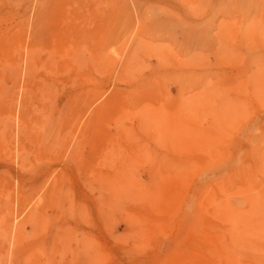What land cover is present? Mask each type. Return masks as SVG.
Instances as JSON below:
<instances>
[{"label":"rangeland","instance_id":"1","mask_svg":"<svg viewBox=\"0 0 264 264\" xmlns=\"http://www.w3.org/2000/svg\"><path fill=\"white\" fill-rule=\"evenodd\" d=\"M196 1L199 3L203 2L202 8L201 4L199 6V3ZM41 2V0H0V35L2 34V37L0 36V120L2 119L1 117L8 119V116H10L9 123H12L11 125L8 123V126L5 125L7 127V130H3L5 133L0 131V138L4 139L3 141L0 140V207L3 206L7 208V212L9 213L8 216H10L9 231H11L10 234L8 230L6 231L9 234L6 236L7 240L0 236V257L2 256V258H0V264H5L6 261L8 264H15V262L16 264H25L27 262V259L25 258H28V250L32 248L39 251L45 244H50V246L52 244V258L55 261L62 258L65 264H203L205 258L206 260L210 258L209 260L212 261H205V263L208 262L207 264H212L213 262L215 264H223V260H225L223 258H227L228 255L231 256L232 254L231 258H227L229 260L234 258V260H237V262L235 261L236 263L231 260L233 261L232 264H264V0H45L46 5H48V10H43V14L39 11V8L42 9ZM180 2H183V4ZM151 6L160 10L152 7L154 9V13H152L153 10L150 8ZM53 7L57 10L55 11L52 9ZM37 10L42 15H38L39 13L36 15ZM155 10L159 12H156ZM52 11L54 12V15H52ZM192 11H194V13ZM191 12L194 15L191 14ZM49 13H51V15H49ZM163 13H165V15H163ZM195 13L198 14L195 15ZM153 14L156 17H151ZM37 16H41L45 22H47V27L50 24H52L50 25L51 27L53 25H56L55 27H57V23L62 22V24L65 25L64 21L67 18V21L70 20V22L74 24H69V22L65 21L66 26H71V29L74 28L73 26H75V28H80L79 33L82 35V42L86 41V39H89L88 41H90V39L97 34L96 32L99 34L100 31L99 35L103 37L105 36V41L99 40L100 42H103L101 45H97L96 43H99L98 38H100L97 34V37H95L97 40H95L96 43L93 41L94 39L91 40L93 43L90 42V44L92 43V48L94 45L96 46L94 49L97 50L90 49V47L89 50L87 47L89 42H85L88 44L87 46L85 43L84 45L82 44L84 47L86 46L85 50L87 51L84 50V59H82V63L80 62L81 65L83 64L82 66L78 65V67L73 68V70L68 69L69 71L65 72L57 69L49 70L46 68L39 67L38 69L35 67L32 70V75L34 73L35 76H31L34 78L28 80L27 72L24 69V56L30 46L29 44L32 43V34L34 33L33 31H35V26H37L36 24L39 19ZM60 20L62 22H60ZM182 21L183 23H181ZM62 24L59 25L63 26ZM90 27L93 30L94 28H97V31H92ZM183 27H187V29ZM249 27L250 29H248ZM82 28L83 30H81ZM85 29L87 32L89 31L87 29H90V33L93 32L92 35L90 34L91 38H89L90 36L88 37L89 33L86 35V31L84 32ZM250 30L252 31L251 33L253 36L249 33ZM83 32L85 34H83ZM102 32L106 34L102 35ZM247 32L249 35L246 34ZM254 33L261 35V37ZM84 35L87 36V38H83ZM3 37L4 41L2 39ZM129 38L131 40H129ZM140 40L143 42V45ZM146 44L148 46L150 45V47L147 48ZM109 48L111 49L109 50ZM128 48L130 49L127 50ZM91 50L99 52L100 55L102 54V57H100L98 53L96 54V52L94 56V52H91ZM191 51H193L192 54H190ZM90 52L92 54H90ZM137 52L138 55H136ZM129 53H131V55H129ZM90 55L95 58L98 55L100 57L98 63L95 61L92 62L93 60L91 59L92 57L90 58ZM119 55L120 58H118ZM130 56L131 58H129ZM159 56L160 58H158ZM190 57L192 59H190ZM127 58L130 59V62L132 60V63L137 64L138 66L128 63L129 66L131 64L130 68L127 65V62H129ZM59 59L61 58L59 57ZM134 61L137 62L135 63ZM10 62L17 64L15 67L16 70L12 71ZM126 65L130 68V71ZM142 65H144V68ZM79 66L82 69L79 68ZM132 67H135V70H133ZM24 72L26 73V76L24 75ZM191 73L194 77L198 76V78H192L194 80L200 78L208 80L210 82V85H208L209 88L208 86L206 88L204 86V88L199 90V86L203 87L201 82L203 80H198V82H201V85L200 83L198 84L199 86L193 84L192 86H195V89L188 84L185 86V83H182L183 87L180 85V89L185 86L184 89L187 87V90H189L191 86V90H194V92L190 95L189 92H185L186 90L183 89L181 91H183V93L185 92V95L182 94L181 91L179 93L180 89L178 90V85L181 82L179 84L178 82H184V77H187V75L192 76ZM201 75L203 77H200ZM135 79H138L136 80L137 84L133 83L135 82ZM189 79H191V77L188 78V80ZM70 80H73L74 83ZM140 80L143 81L139 82ZM145 80L151 81V84H146L147 82ZM206 80L203 82L206 83ZM192 81L190 82L191 84L198 83L197 80ZM49 82L51 85L47 84ZM138 84L139 86L137 87L136 85ZM142 84H144L145 87ZM90 85H94L98 93V95L92 97V101L83 99L80 96V92L83 91L84 88L88 89ZM141 85L144 89L141 88ZM135 88L138 90L139 95H136L138 93H136L137 90L135 91ZM145 88L147 89V92L144 91ZM80 89L82 90L80 91ZM118 89L119 92H117ZM121 89H123V91L128 90V93L126 94L125 91L124 95V92H121L123 94L121 95ZM141 89L143 92L139 91ZM113 91H116L114 94L115 96L119 93V97L118 95L117 98L114 97ZM202 94H204V97L200 96ZM110 95L111 97L113 96L114 99L108 97ZM120 95L122 97L124 96V98ZM106 98L107 100L111 98L109 100L112 101H106ZM119 98L125 100H119ZM171 98L174 100H171ZM188 99L192 103H189ZM216 99H218V101ZM102 101H104V103ZM115 101L116 103L119 101V104L117 105L118 107L115 106ZM122 102L124 105L126 103L125 110H123L124 107L121 108L122 106H119L120 103L123 105ZM197 102L200 104H197ZM214 102L220 103H215V105L213 104ZM112 103H115V105H112ZM184 103H187L185 104L186 106L191 104L189 105V109H195V113L192 109V112L188 109L190 113L185 111L188 106L186 107ZM223 103H226V106ZM81 104L85 105V107H81ZM142 104L153 106L152 108L144 106L143 111H145V109H150L153 111L150 112L154 114L159 112L155 109L162 108L161 110L163 113H160L159 116L158 114L154 115L153 117L158 119H153L152 113L148 115L149 110H146L148 113L145 112L147 116H144L145 113L141 110L143 107ZM157 104L160 105L156 106ZM221 104L228 108L227 111L225 110V107V109H223ZM103 105L107 108V110H104L106 111V114L100 112L101 108L98 109L100 106L103 109H106ZM108 105H111V108H113L114 111L110 112L113 109L110 110V106ZM136 105L139 109L138 107H135ZM161 105H163V107H161ZM173 105L176 106L177 110L178 108L180 110L177 111ZM95 106H97L96 111L100 112V114L102 113L101 116H103L104 113V116L102 117L104 119H102L100 115L96 116L99 114L98 112L93 113L94 115L96 114V117L101 119V122H99L100 119L97 121L99 123L94 121L96 119L95 116H90V114H92L91 111ZM155 106L156 108H154ZM183 106H185V108ZM181 107L184 108V111ZM23 108H26V111L28 112L30 111L28 116L31 120L33 134L28 136H23L20 132L16 133L18 131L17 125H19L18 122L20 121L19 117ZM163 108L167 109L169 114L172 111V114H167L168 117L170 116V119L166 117V110L164 112ZM172 108H174L175 111L174 109L172 110ZM52 109L54 111V113L52 112V115L56 116L54 119L52 117V120L57 122L54 123L53 131L54 135L59 134L57 138L58 140L56 142H50L51 146L48 149L44 150L41 148L40 150H35L36 147L32 140L33 136L35 133L42 132V128H44L42 125L44 117L48 114L47 112ZM232 109H234L235 112ZM131 110H134L137 113H134L133 111L131 113ZM181 110L184 112L183 116ZM212 110L216 112L213 113ZM94 111L95 108L92 112ZM107 111L110 112L109 115L107 114ZM117 111L119 114H117ZM196 111L198 112L197 114ZM139 112H141L140 115ZM75 113H77L76 116ZM114 113L118 115L119 119H123L120 123L117 115L111 117ZM73 114L74 117L71 116ZM137 114L140 118L142 117L141 119H149V121L146 119L147 121L144 120V122L140 119L139 120L152 130L149 128H142L144 127V124L140 127L141 122L136 118L138 117L136 116ZM80 115L83 116H81L83 121L88 118L90 120L88 123L92 122V124L97 126L89 124L93 127L90 128L89 125H86L88 127L86 128L85 124H87V122H85V120V124H83V122L81 123L82 119L79 118ZM109 116L112 120L109 119ZM193 116L194 118L196 116V118H190ZM161 118H167L168 122H165L164 119ZM175 119H185L184 122L186 123L187 128L184 127L185 123L184 126L182 125L183 129L180 128L183 123L179 121L178 122L181 123L179 124L180 126L177 124V121L170 125ZM104 120L107 121L109 125L108 123L106 124V122L104 124ZM113 120L115 124L116 122L118 123V129H116L117 126H115V124L113 127ZM159 120H163V122H159ZM150 121H152L153 124H150ZM153 121L157 122L156 127H159H157V131L154 128L155 126L151 127L154 125ZM121 122L124 125L120 126L119 124H121ZM187 122L194 123L195 126L202 129L199 130L193 124L190 125ZM101 123L102 125L104 124V127H107V131L105 130L106 127L104 129L102 125V129L99 127L98 124ZM147 123L150 125L147 126ZM165 123H169L168 125H170V128L169 126L164 125V127L169 129L162 128L163 125L161 126V124ZM70 125L71 127H69ZM160 126L165 131L161 130ZM2 127L3 125L1 126L0 123L1 130ZM68 127L70 129H68ZM81 127H85L83 129L87 134L89 128V132L92 134V132L94 133L96 130H94V128L99 127L96 131H99L100 129L101 131L94 135L99 141H91L94 137L90 134L87 136L84 131L82 132ZM121 127H124V132L120 129ZM188 127L194 128V132H197L194 134L191 128L188 129ZM184 128L185 130L187 129V132ZM78 129H81V132H79ZM116 130L117 132H115ZM171 130H174V132L172 133ZM105 131L106 135H104ZM179 131L181 132L179 133ZM100 132L104 137L101 136ZM83 133L84 136L86 135V138L83 137ZM107 133H109V135ZM116 133H120L118 135L119 137L122 134L121 143L124 147L123 149H121L122 145H120V140L118 141L120 138ZM159 133L163 134L158 136ZM77 134L82 135V139L80 138L82 142L85 138L82 148L83 157H85V159L89 158L87 160L95 158L96 160L94 159L93 161L95 162L93 163L99 161L100 164L98 165L100 166L93 164L94 166L92 168L94 171L91 169V172L88 170L87 173V171L77 170L74 165L70 164V170L66 171L67 176L63 177V179H58L60 173L59 168L61 169L62 162L64 161V158L66 159L70 145L78 140ZM124 134L125 138L122 137ZM96 135H99L106 140H103L100 137V139H98ZM107 135L109 138H107ZM113 135H116V137L114 136V139L112 137ZM162 135L164 136L162 137ZM165 136L166 138L164 139ZM56 137L57 136H55V139ZM89 137L90 139L91 137L93 138L89 140ZM156 137L160 139L161 147L160 144H157L159 140L156 141ZM111 138L114 140H112L113 142H111ZM115 138H117L119 144L115 143L117 142ZM28 139L32 140V142ZM88 140L91 141V146ZM165 140L166 144H169L166 145L164 143ZM215 140H218L219 144L216 142L218 147L216 146V143L213 142ZM94 142L97 146L94 145ZM99 142H101V145ZM103 142L105 146L102 145ZM21 143H24L26 147H28L27 152L29 156L27 155L25 157L24 162H22L24 164L20 163L21 160L17 156L19 149L18 146L22 145ZM111 143L117 148V150L110 145ZM156 144L158 146H156ZM117 145L119 147H117ZM213 145L215 146L213 147ZM92 146L93 148H90ZM98 146H101L99 148L100 151ZM156 147L159 149L158 152L160 151L161 154L165 153L162 155L170 157L166 158L163 156L164 159L166 158L165 160L169 159L168 162L164 159L162 161H165V163L167 162L168 166H166L165 163H161L160 166L165 164L162 167L158 166L157 160V164L155 160H152L151 163L147 164L148 162L146 160L150 161L151 159V156H147L149 155V152L150 155L151 153L154 155L152 159H158L161 157L157 156L158 153H156ZM87 148H90V150L92 149V152L95 148L98 149L101 158L99 155L97 156L98 158H96L97 154L95 155L94 153H97V150H94L93 153H89L90 150ZM103 148L105 150L102 152ZM125 148H127L126 152L133 151V153H137V156L132 155L133 153H127V155L124 150ZM133 148L136 149L132 150ZM143 148L147 150L146 153L148 154L141 152L145 150ZM106 149H111V152L108 150V152H106ZM139 149L140 151L138 153ZM164 149L167 152L164 151ZM207 150L209 151L207 152ZM100 152H102V155ZM105 152L109 155V159L103 158L106 155ZM109 152L110 154H108ZM169 152L172 156H167L168 154L170 155ZM124 153L126 155H124ZM89 154L94 157L91 158ZM111 154H114L115 156H112ZM139 154L142 156L146 154L145 158L142 157L141 159V155ZM122 155H124L123 159ZM178 155L181 156V158ZM133 156H135L137 161L140 159L146 160L141 161L140 164L138 163L140 161L136 162ZM201 156H203L205 160L200 159L203 158ZM175 157H178L179 159ZM131 158L135 162L129 163L131 162ZM162 158L158 159V161H161ZM182 158L189 159L184 161ZM119 159H122V162L119 161ZM126 159H129L130 161L127 162ZM102 160L104 161L103 164ZM107 160L109 162H107ZM181 160L183 162H181ZM196 160L198 162H196ZM123 161L124 163L127 162L126 165ZM170 161H174V163ZM142 162L147 163L144 165ZM152 162H154V164ZM50 163L51 165H49ZM176 163L179 164L178 169H176L177 167L175 168V166H178ZM117 164L121 166H117ZM150 164L153 166H150ZM123 165H130V167H132V170L130 169L132 171L130 174L133 173L134 177L133 174L130 176L127 174L129 172L126 173V170L130 171L129 167L124 166V168H128L124 169ZM154 166L157 167V170ZM105 167L108 171L104 170ZM114 167H116V169H114ZM120 168L125 170L122 171L121 169V171L124 172L123 174L130 176L129 180L136 178V181L139 180L137 181L139 184L141 181H143V183L149 182L151 184V189L150 186H148V188L145 186L146 184L143 185L141 183L142 186H144V189L148 190L147 193H128V196H126L127 193H125L126 195L122 193V195L119 196V193H113L110 188L105 187L103 189V186H101L102 188H98L100 185H98L99 182L96 176L105 179L108 173L109 177L122 175V173H115L117 170L119 172ZM148 169L150 170L149 173H151V170H153L154 173L152 172L151 175L147 176ZM174 169L176 170L173 171ZM103 170L106 171V176L103 175L105 173ZM168 170L171 171L170 174L168 173ZM160 171L163 172V175L160 174L159 176L161 177L157 180V172L161 173ZM89 172L91 174H93L92 172H95V174L91 175L93 177L88 175L90 174ZM100 174L104 177H100ZM108 176L107 178H109ZM151 176H155L156 180L154 179L155 181H153ZM54 179L56 183H54ZM219 179L220 181L218 182ZM216 181L220 185H218ZM132 182L133 181H131V183ZM134 182L132 184H134ZM135 184L137 183L135 182ZM153 184L156 185L152 186ZM59 185L61 186L60 191ZM50 186L55 189L58 188V193L60 192V194L55 193V196L53 197L54 201L51 202V199L49 206L45 209L46 217H43V219L47 220L45 225L42 224L43 226L41 228L39 227V225H41L40 222L44 221L42 220L39 222L40 224L36 223L35 226H31L32 228H23L22 230L26 232L22 233L24 235H22V240L21 238H18L16 240L18 244L14 245L17 249L12 248L14 241L12 237H14L13 235L16 233L19 222L23 220L24 215L28 213L29 207L34 201L33 199L38 197ZM168 188L171 190L169 191ZM213 188H215L217 192ZM247 188L248 191L245 190ZM202 190L207 192L205 193L207 194L206 196H203L205 194H202ZM200 196H203V198L201 197V204L198 202L201 199ZM55 197L57 198L56 203ZM23 199L25 201L21 203ZM26 199H30L28 200V202H30L28 203ZM196 200H198V205L196 204ZM204 200L206 201V204H204ZM186 203L189 204L186 206ZM51 204H55V207ZM184 205L189 208V211L187 210L188 212L184 211ZM204 208H206V211ZM172 209L174 211H172ZM211 210H213V212ZM209 211H211V213ZM53 212L55 214H53ZM111 212L114 213L112 214ZM106 216L109 219H106ZM125 218L127 221L128 219L129 221H132L133 219L134 223L132 221V225L130 226L131 223H128L129 221L127 222ZM192 218L194 220H192ZM209 218L212 222L206 221ZM107 220L115 226L114 228L116 230L113 229L112 225L109 224L110 222ZM105 221H107L108 224ZM203 221H206L205 224ZM194 222L196 227L193 224ZM209 222L211 224L208 225ZM105 225H109L111 229L109 226ZM199 225H201V227ZM203 225L206 226L204 227ZM225 226H227L228 229L227 227L225 228ZM33 227L35 228L33 229ZM211 227L212 229H210ZM214 228H218V230H213ZM227 230H229V233ZM221 231H224V233ZM205 233H208V235L206 236ZM226 233L227 235H225ZM220 234H224L223 237H226L222 238ZM203 235H205V239H203ZM231 236H233L232 239H230ZM200 237H202L201 240L198 239ZM227 237H230L229 240ZM219 238H222L223 241L221 239L217 242H222L217 243L216 240ZM224 240H226V242H224ZM227 240L229 241L228 246L223 245V247L222 244H227ZM230 240H232V244ZM181 242L182 244H180ZM219 245H221V247ZM218 246L220 247V250ZM222 247L223 249H221ZM231 247L232 249H230ZM209 248L214 250V252L212 251L213 254H211V251H207L210 250ZM226 248L230 250L224 251ZM215 250L216 252L218 251L217 254H219L221 258L223 257L222 259L216 254L217 257H215ZM17 251L21 254L20 256L19 254L17 255ZM230 251L232 254H230ZM93 254L95 256H92ZM38 255L41 256V254ZM214 258L216 260H214ZM231 261H229L230 264Z\"/></svg>","mask_w":264,"mask_h":264},{"label":"bare ground","instance_id":"2","mask_svg":"<svg viewBox=\"0 0 264 264\" xmlns=\"http://www.w3.org/2000/svg\"><path fill=\"white\" fill-rule=\"evenodd\" d=\"M41 1H42V2H41V5H42L41 7H42V9L39 8V11L42 12V11L45 10V9L48 10V5H46L45 0H41ZM174 1H176V0H174ZM194 1H195V0H194ZM166 2H167V1H166ZM177 2H179V1H177ZM196 2H197V1H196ZM121 3H122V2H121ZM180 3L183 4V2H180ZM197 3H199V2H197ZM169 4H170V3H169ZM189 4H190V3H189ZM195 4H196V3H195ZM200 4H201V8H202L203 2H200V3H199V6H200ZM38 5H40V4H38ZM186 5H187V4H186ZM190 5H191V4H190ZM192 6H195V5H192ZM222 6H223V5H222ZM222 6H221V7H222ZM152 7L155 8L154 6H151L150 8H152ZM159 7H160V6H159ZM162 7H163V6H162ZM210 7H211V6H210ZM217 7H219V6H217ZM37 8H38V7H37ZM153 8H152L153 12L150 10L152 13H154V9H153ZM188 8H189V7H188ZM192 8H193V7H192ZM211 8H212V7H211ZM254 8H255V7H254ZM49 9H50V8H49ZM52 9H54V7H53ZM52 9H51V10H52ZM59 9H61V8H59ZM69 9H70V8H69ZM155 9L160 10V9H158V8H155ZM217 9H218V8H217ZM54 10L56 11L57 9H54ZM87 10H88V9H87ZM142 10H143V9H142ZM173 10H174V9H173ZM155 11H156V10H155ZM167 11H168V10H167ZM50 12H51V11H50ZM121 12H122V11H121ZM145 12H146V11H145ZM156 12H159V11H156ZM192 12L194 13V11H192ZM192 12H191V14H193ZM196 12H197V11H196ZM200 12H201V11H200ZM210 12H211V11H210ZM38 13H39V12H38V10H37L36 15H37ZM52 13H53L52 15H54V12H53V11H52ZM56 13H57V12H56ZM160 13H161V12H160ZM177 13H178V12H177ZM42 14H43V12H42ZM42 14L39 13L38 15H42ZM58 14H59V13H58ZM58 14H57V15H58ZM158 14H159V13H158ZM196 14H198V13H195V15H196ZM211 14H212V13H211ZM211 14H210V15H211ZM49 15H51V13H49ZM163 15H165V13H163ZM167 15H170V14H167ZM185 15H186V14H185ZM185 15H184V16H185ZM193 15H194V14H193ZM193 15H192V16H193ZM212 15H213V14H212ZM212 15H211V16H212ZM61 16H62V15H61ZM35 17H36V16H35ZM37 17H39V19H38V22H37V24H36L37 26H35V27H36V28H35V31H33L34 33L32 34V35H33V37L31 38V42H32V43L29 44L30 46L28 47V49H27V51H26V54H25V56H24V57H25V58H24V61H25V62H24V69H25L26 72H27V79H28V80L34 78V77H31V76L34 75V73H33V75H32V70H33V68H35V67H37L38 69H39V67H41V68H46V69H49V70H56V69H57V70H60V71H62V72L69 71V70H71V69L73 70V68L78 67V65H81L80 62L83 61L82 59H84V50H85V47L88 45V44H86V43L89 42V45H91V44L93 43L91 40L94 39L93 41L95 42V40H96L95 37L100 36L99 34H100L101 31L99 32V34H98V32H96L98 35L96 34L97 36L94 35V37L92 36L93 38H91L90 34L92 35L93 32L90 33V32H89L90 29H87V30H89V31L87 32L86 29H85L84 32L86 31V35L89 33L88 37L90 36L89 38H91V39H90V41H88L89 39H88V40L86 39V41L82 42V40H83V39H82V35L79 33V29H80V28H75V26L72 25L74 28L71 29V26H66V22H65V21L68 20L67 18H66V20L64 21V24H65V25H63V24H62L63 22L60 20V22H62V23H57V25H58L57 27H55L56 25H55V26L53 25V26L51 27L50 25H52V24H50V25L48 24V25H49V26H48L49 28H48V27H47V24H46L47 22H45V20H44L41 16H37ZM59 17H60V16H59ZM151 17H156V16H154V14H153ZM167 17H168V16H167ZM145 18H147V17H145ZM180 18H181V17H180ZM184 18H185V17H184ZM196 18H197V17H196ZM210 18H211V17H210ZM146 20H147V19H146ZM177 20H178V19H177ZM201 20H202V19H201ZM201 20H200V21H201ZM211 20H212V19H211ZM136 21H138V20H136ZM147 21H148V20H147ZM185 21H186V20H185ZM55 22H56V21H55ZM67 22H69V24L71 23L70 20L67 21ZM189 22H190V21H189ZM196 22H197V21H196ZM137 23H138V22H137ZM164 23H165V22H164ZM181 23H183V21H182ZM199 23H200V22H199ZM59 24H60V25L62 24L63 26H60ZM71 24H74V23H71ZM167 24H168V23H167ZM179 24H180V23H179ZM195 24H196V23H195ZM67 25H68V24H67ZM173 25H174V23H173ZM181 25H182V24H181ZM185 25H186V24H185ZM188 25H189V24H188ZM192 25H193V23H192ZM196 25H197V24H196ZM176 26H177V25H176ZM189 26H190V25H189ZM207 26H208V25H207ZM228 26H229V25H228ZM235 26H236V25H235ZM50 27H51L52 30L50 29ZM164 27H165V26H164ZM169 27H170V25H169ZM171 27H172V26H171ZM187 27H188V26H187ZM187 27H183V28H186V29H187ZM226 27H227V26H226ZM250 27H251V26H250ZM250 27H249L248 29H250ZM88 28H89V27H88ZM90 28H91V27H90ZM166 28H167V26H166ZM191 28H193V27H191ZM96 29H97V28H96ZM96 29L94 28V30H93V29L91 28L92 31H97ZM195 29H196V28H195ZM251 29H252V28H251ZM81 30H83V28H82ZM81 30H80V31H81ZM102 30H103V29H102ZM170 30H171V29H170ZM180 30H181V29H180ZM180 30H178V31H180ZM188 30H189V29H188ZM196 30H197V29H196ZM196 30H195V32H196ZM260 30H261V29H260ZM31 31H32V30H31ZM158 31H159V30H158ZM172 31H173V29H172ZM181 31H182V30H181ZM185 31H186V30H185ZM84 32H83V34H85ZM251 32H252V31L250 30L249 33L252 34ZM31 33H32V32H31ZM81 33H82V32H81ZM94 33H95V32H94ZM249 33L247 32L246 34L249 35ZM79 34H80V35H79ZM101 34H102V35H103V34L105 35L106 33H103V32H102ZM156 34H157V33H156ZM172 34H173V33H172ZM181 34H182V33H181ZM192 34H193V33H192ZM246 34H245V35H246ZM254 34H257V33H254ZM1 35H2V34H1ZM1 35H0V36H1ZM109 35H110V34H109ZM202 35H203V33H202ZM257 35L261 37V35H259V34H257ZM135 36H136V35H135ZM204 36H205V35H204ZM252 36H253V34H252ZM1 37H2V36H1ZM1 37H0V38H1ZM85 37L87 38V36L84 35L83 38H85ZM104 37H105V36H104ZM104 37H103V36H100L101 39L98 38V41H99V40H100V41H101V40L105 41V38H106V37H105V38H104ZM131 37H132V36H131ZM133 37H134V35H133ZM162 37H163V36H162ZM186 37H187V36H186ZM246 37H247V36H246ZM250 37H251V35H250ZM102 38H104V39H102ZM2 39H3V41H4V37H3ZM32 39H33V41H32ZM129 40H131V39L129 38ZM132 40H133V39H132ZM135 40H136V38H135ZM181 40H182V39H181ZM5 41H6V40H5ZM96 41H97V40H96ZM100 41H99V43H98V42H97V43L95 42V43H96L97 45H98V44L101 45L103 41H102V42H100ZM126 41H127V40H126ZM140 41H141V40H140ZM183 41H184V40H183ZM193 41H194V40H193ZM85 42H86V43H85ZM90 42H92V43L90 44ZM112 42H113V41H112ZM124 42H125V41H124ZM131 42H132V41H131ZM135 42H136V41H135ZM191 42H192V41H191ZM84 43L86 44L85 47L83 46ZM141 43H142V45H143V42H142V41H141ZM141 43H140V44H141ZM187 43H188V42H187ZM189 43H190V42H189ZM202 43H203V42H202ZM82 44H83V45H82ZM138 44H139V42H138ZM181 44H182V43H181ZM89 45H88L87 47H88V49H89V47H90V49H91V48H92V45H91V46H89ZM126 45H127V44H126ZM142 45H141V46H142ZM204 45H205V44H204ZM128 46H129V42H128ZM146 46H147V48L150 47V45L148 46L147 44H146ZM146 46H145V47H146ZM164 46H165V44H164ZM181 46H182V45H181ZM186 46H187V45H186ZM192 46H193V44H192ZM95 47H96V46L93 45V48H92V49H94ZM139 47H140V46H139ZM143 47H144V46H143ZM121 48H122V47H121ZM140 48H141V47H140ZM147 48H145V49H147ZM167 48H168V47H167ZM181 48H182V47H181ZM86 49H87V48H86ZM90 49H89V50H90ZM110 49H111V48H109V50H110ZM112 49H113V47H112ZM129 49H130V48H128L127 50H129ZM145 49H144V51H145ZM155 49H156V48H155ZM168 49H169V48H168ZM94 50H97V49H94ZM160 50H161V49H160ZM169 50H171V49H169ZM180 50H181V49H180ZM189 50H192V49H189ZM85 51H86V50H85ZM111 51H112V50H111ZM113 51H114V49H113ZM138 51H139V50H138ZM141 51H142V50H141ZM141 51H140V52H141ZM154 51H155V50H154ZM162 51H163V49H162ZM86 52H87V51H86ZM91 52H94L93 55L95 56V52H96V51L91 50ZM91 52H90V54H92ZM120 52H121V50H120ZM120 52H119V54H120ZM124 52H125V51H124ZM159 52H160V51H159ZM169 52H170V51H169ZM192 52H193V51H191L190 54H192ZM88 53H89V52H88ZM97 53H98V55H99L100 57H102V54L100 55L99 52H96V54H97ZM131 53H132V52H131ZM131 53H129V55H131ZM161 53H162V52H161ZM111 54H112V53H111ZM117 54H118V53H117ZM121 54H122V53H121ZM124 54H126V53H124ZM182 54H183V52H182ZM190 54H189V55H190ZM87 55H88V54H87ZM98 55H97L98 58H97V57H96V58H95V57H92V55H90V58L92 57L91 59L93 60L92 62L95 61V62L98 63L99 58H100ZM136 55H138V52H137ZM85 56H86V55H85ZM115 56H116V53H115ZM117 56H118V55H117ZM146 56H147V54H146ZM190 56H191V55H190ZM193 56H194V55H193ZM59 57H60L61 59H59ZM187 57H189V56H187ZM194 57H195V56H194ZM90 58H89V59H90ZM93 58H95V59H93ZM118 58H120V55H119ZM129 58H131V56H130ZM129 58H127V59L129 60V62H127V65H128V66H129L128 63L133 64V63H132V60H131V62H130V59H129ZM158 58H160V56H159ZM161 58H162V57H161ZM167 58H168V57H167ZM170 58H171V57H170ZM170 58H169V59H170ZM182 58H183V57H182ZM115 59H116V58H115ZM121 59H122V58H121ZM137 59H138V58H137ZM142 59H143V58H142ZM190 59H192V58L190 57ZM190 59H189V60H190ZM117 60H119V59H117ZM128 60H127V61H128ZM135 60H136V59H135ZM175 60H176V59H175ZM184 60H186V59H184ZM12 61H13V60H12ZM100 61H101V60H100ZM190 61H191V60H190ZM192 61H193V60H192ZM134 62H135V61H134ZM136 62H137V61H136ZM136 62H135V63H136ZM176 62H177V61H176ZM81 63H82V62H81ZM84 63H85V62H84ZM90 63H91V62H90ZM162 63H165V62H162ZM194 63H195V62H194ZM14 64H16V63H12V62H10V65L12 66V67H11L12 71L16 70L15 67L17 66V64H16V65H14ZM85 64H86V63H85ZM131 64H130V66H131ZM141 64H142V63H141ZM177 64H178V63H177ZM82 65H83V64H82ZM82 65H81V66H82ZM115 65H116V64H115ZM119 65H120V62H119ZM127 65H126V67L128 68ZM133 65H134V66H135V65L138 66L137 64H133ZM144 65H146V64H144ZM144 65H142V67H143ZM86 66H87V65H86ZM117 66H118V65H117ZM130 66H129V67H130ZM22 67H23V66H22ZM177 67H181V66H177ZM206 67H207V66H206ZM20 68H21V67H20ZM79 68H81V67L79 66ZM116 68H117V67H116ZM127 68H126V69H127ZM130 68H131V67H130ZM130 68H128L129 71H130ZM132 68H133V70H135V69H134L135 67H132ZM143 68H144V67H143ZM153 68H154V67H153ZM155 68H156V66H155ZM158 68H159V67H158ZM195 68H196V67H195ZM204 68H205V67H204ZM11 69H9V70H11ZM68 69H69V70H68ZM81 69H82V68H81ZM85 69H86V68H85ZM126 69H125V70H126ZM128 69H127V70H128ZM197 69H198V68H197ZM197 69H196V70H197ZM125 70H124V71H125ZM133 70H132V71H133ZM154 70H156V69H154ZM171 70H172V67H171ZM173 70H174V69H173ZM176 70H177V69H176ZM78 71H79V69H78ZM152 71H153V70H152ZM156 71H157V70H156ZM179 71H180V70H179ZM97 72H98V71H97ZM117 72H118V71H117ZM204 72H205V71H204ZM204 72H203V73H204ZM115 73H116V72H115ZM98 74H99V73H98ZM127 74H128V72H127ZM127 74H126V75H127ZM161 74H163V73H161ZM176 74H177V73H176ZM24 75L26 76V73H25V72H24ZM24 75H23V76H24ZM124 75H125V74H124ZM185 75H186V74H185ZM191 75H192V73H191ZM34 76H35V75H34ZM103 76H104V75H103ZM114 76H115V75H114ZM154 76H155V75H154ZM168 76H169V75H168ZM182 76H183V75H182ZM123 77H124V76H123ZM125 77H126V76H125ZM130 77H131V76H130ZM142 77H143V76H142ZM163 77H164V75H163ZM190 77H191V79L188 80V78H190ZM200 77H203V76L201 75ZM24 78H25V77H24ZM75 78H76V77H75ZM95 78H96V77H95ZM131 78H132V77H131ZM167 78H168V77H167ZM167 78H166V79H167ZM180 78H181V77H180ZM185 78H186L187 80H186ZM192 78L195 79V78H198V76H197V77H194V75H192V76L187 75V77H184V80H183L184 82H182V81H179V82H178V84L181 82V83L178 85V86H179L178 90L180 89V85L183 87V84H182V83H185V84H184L185 86H187L186 84L191 85V86H192L193 84L196 85V86H199L198 84L200 83V85H201V82H202L203 87L199 86V88H200L199 90H201L202 88H204V86H205V88H206L208 85H210V82H209L208 80L204 79V78H200V79H196V80H197V82H198V80H199V81H201V80H203V81L206 80V83L203 82V81H201V82H198V83H196V84H195V83H192V84H191L190 82H191L192 80H193V81H196V80H194V79H192ZM86 79H87V78H86ZM168 79H169V78H168ZM75 80H76V79H75ZM114 80H115V79H114ZM136 80H138V79H135V82H133V83H136V82H137ZM190 80H191V81H190ZM70 81H71V80H70ZM141 81H143V80H140L139 82H141ZM145 81L147 82L146 84H151V81H149V80H145ZM154 81H155V80H154ZM175 81H176V79H175ZM185 81H187L188 83L185 82ZM193 81H192V82H193ZM27 82H29V81H27ZM71 82H73V80H72ZM75 82H76V81H75ZM115 82H116V81H115ZM122 82H123V81H122ZM124 82H125V81H124ZM176 82H177V81H176ZM73 83H74V82H73ZM163 83H164V82H163ZM168 83H169V82H168ZM189 83H190V84H189ZM203 83H204L205 85H204ZM207 83H208V84H207ZM45 84H46V83H45ZM47 84H50V82L47 83ZM112 84H113V83H112ZM136 84H137V83H136ZM206 84H207V85H206ZM50 85H51V84H50ZM142 85H144V84H142ZM142 85H141V88H143ZM113 86H114V85H113ZM132 86H133V84H132ZM136 86L138 87L139 84L136 85ZM168 86H169V85H168ZM185 86H184V88H185ZM191 86H190V89H189V90H187V89H188L187 87H186V89H184V88H182V89H183V90H186L185 92H189V95H190L192 92H194V90H193V91L191 90V89H192ZM89 87H90V88H89ZM89 87H88V89H87V88H84L83 91H81L82 89H80V91H81V92H80V96H81L83 99H86V100H89V101H90V100L92 99V97H95V95H98V93H97V90H96V88L94 87V85H92V86L90 85ZM144 87H145V85H144ZM157 87H158V86H157ZM192 87H194V89L196 88L195 86H192ZM132 88H133V87H132ZM132 88H131V89H132ZM208 88H209V86H208ZM138 89H139V88H138ZM143 89H144V88H143ZM175 89H176V88H175ZM182 89L179 90V93H180V91H181ZM121 90H122V91H120V94H121V95H123V94L125 95V91H126V94L128 93V92H127L128 90H125V91H123V89H121ZM132 90H134V89H132ZM136 90H137V89L135 88V91H136ZM139 91H140V92H141V91L143 92L142 89L139 90ZM144 91L147 92V89L145 88ZM148 91H150V90H148ZM190 91H191V92H190ZM203 91H204V89H203ZM24 92H25V91H24ZM113 92H114V93H113V96H114V97L117 98V95H118V97H119V93L116 94V96H115L114 94H115L116 91H113ZM117 92H119V89H118ZM121 92H122V93L124 92V93L122 94ZM165 92H166V91H165ZM185 92L183 93V91H181V93L184 94V95H185ZM214 92H215V91H214ZM22 93H23V92H22ZM136 93H138V90L136 91ZM157 93H158V92H157ZM179 93H178V94H179ZM141 94H142V93H141ZM144 94H145V92H144ZM187 94H188V93H187ZM121 95H120V96H121ZM136 95H139V93L136 94ZM203 95H204V94H202V95H200V96L204 97ZM212 95H213V93H212ZM78 96H79V93H78ZM113 96L111 97V95H110V96H108V97H111V98L114 99ZM200 96H198V97H200ZM81 97H80V100H81ZM108 97H107V98H108ZM121 97H122V96H121ZM125 97H126V96H125ZM198 97H195V98H198ZM202 97H200V98H202ZM212 97H213V96H212ZM107 98H106V101H108L109 99H111V98H109V99L107 100ZM122 98H124V96H123ZM122 98H119V100H123V101H124L125 99H122ZM174 98H176V97H174ZM214 98H215V97H214ZM211 99H212V98H211ZM171 100H174V99L171 98ZM181 100H182V99H181ZM188 100H189V99H188ZM192 100H193V99H192ZM192 100H191V101H192ZM214 100H215V99H214ZM216 100L218 101V99H216ZM89 101H88V102H89ZM91 101H92V100H91ZM111 101H112V100H109V102H111ZM176 101H177V100H176ZM211 101H212V100H211ZM220 101H221V100H220ZM79 102H80V101H79ZM88 102H87V103H88ZM102 102L104 103V101H102ZM109 102H107V103H109ZM113 102H114V101H113ZM171 102H173V101H171ZM171 102H170V103H171ZM180 102H181V101H180ZM186 102H187V101H186ZM193 102H194V100H193ZM81 103H82V102H81ZM103 103H102V104H103ZM115 103H116V101H115ZM115 103H114V104L112 103V105H115ZM122 103H123V102H122ZM189 103H192V102H190V100H189ZM198 103H199V102H197V104H198ZM210 103H211V102H210ZM215 103H218V104H219L220 102H214L213 104H215ZM84 104L87 105L86 103H84ZM100 104H101V103H100ZM105 104H106V102H105ZM118 104H119V101H118V103H116L115 106L118 107V106H117ZM162 104H163V102H162ZM166 104H167V102H166ZM172 104H174V103H172ZM175 104H176V103H175ZM185 104H187V103H184V105H185ZM199 104H200V103H199ZM223 104H224V103H223ZM85 105H82V104H81L80 106H81V107H82V106L85 107ZM89 105H90V103H89ZM98 105H99V104H98ZM98 105H97V106H98ZM123 105H124V103H123ZM123 105L120 103L119 106H122L121 108L124 107L123 110H125L126 103H125L124 106H123ZM142 105H143V104H142ZM159 105H160V104H157L156 106H159ZM180 105H181V104H180ZM189 105H191V104H189ZM189 105H187L188 107L185 105V106L187 107V110H185V111H188V109H189V107H190ZM215 105H216V104H215ZM215 105H213V106H215ZM224 105L226 106V103H225ZM97 106L94 107V108H95V111H94V112H92V111L94 110V108H93V110H92V108H91V110H92L91 113H92V114H90V116L92 115V116L94 117V116L96 115V114L94 115L93 113H95V112L97 113V112H98V111H96ZM101 106H102V105H101ZM101 106L98 107V109L101 108L100 112H104V113H105L106 111H104V110H107V108L103 105V107L106 108V109H103ZM108 106H110V110L113 109V108H111V105H108ZM115 106H114V108H115ZM138 106H139V104H138ZM138 106L136 105L135 107H138ZM144 106H147V104H146V105H143V107H142V109H141L142 111L144 110V109H143ZM156 106H155L154 108H156ZM167 106H168V105H167ZM167 106H165V107H167ZM173 106H175V105H173ZM181 106H182V105H181ZM185 106H183V107L185 108ZM193 106H194V105H193ZM196 106H197V105H196ZM213 106H212V107H213ZM221 106H222V104H221ZM225 106H222L223 109L226 108ZM227 106H228V104H227ZM24 107H25V106H24ZM76 107H77V106H76ZM89 107H90V106H89ZM147 107H148V108H150V107L152 108L153 106L149 105V106H147ZM161 107H163V105H161ZM165 107H164V108H165ZM169 107H170V106H169ZM169 107H168V108H169ZM183 107H181V108H182L183 111H184V108H183ZM210 107H211V105H210ZM215 107H217V106H215ZM224 107H225V108H224ZM87 108H88V106H87ZM121 108H120V109H121ZM145 108H146V107H145ZM164 108H163V111L165 112V110H166V112H168V113L165 112L166 117H167L168 119H170V118H169L170 116L168 117V115H167V114H169V111H167V109H164ZM21 109H22V108H21ZM88 109H89V108H88ZM98 109H97V110H98ZM117 109H118V108H117ZM135 109H136V108H135ZM138 109H139V107H138ZM161 109H162V108H161ZM161 109H160V108H159V109H158V108L155 109L156 111L158 110L159 112H156V113H154V114L152 113V112H153L152 110H150V109H145V111H143V113H145L146 110H147V111L149 110V111H148L149 113H148V112H146V113H148V115L152 113V118H153V119H158V118H154L153 116L156 115V114H158V116H159L160 113H163ZM169 109H171V108H169ZM173 109H174V108H172V110H173ZM175 109H176V106H175ZM175 109H174V111H175ZM191 109H192V111L195 110V109H193V108H191ZM191 109H189V110L191 111ZM215 109H216V108H215ZM215 109H214V110H215ZM218 109H219V108H218ZM227 109H228V108H226L225 110L227 111ZM102 110H103V111H102ZM110 110H108V111H110ZM121 110H122V109H121ZM126 110H127V109H126ZM153 110H154V109H153ZM155 110H154V111H155ZM160 110H161V112H160ZM176 110H177V109H176ZM178 110H180V109L178 108ZM178 110H177V111H178ZM214 110H212L213 113L216 112V111H214ZM225 110H224V111H225ZM232 110L234 111V109H232ZM72 111H73V110H72ZM108 111H107V112H108ZM112 111H114V109L111 110L110 112H112ZM118 111H119V110H118ZM118 111H117V112H118ZM132 111H133L134 113H137V112H135L134 110H131V113H132ZM142 111H141V112H142ZM150 111H152V112H150ZM192 111H191V112H192ZM26 112H27L28 114H27ZM29 112H30V111H29ZM29 112L26 111V108H25V109L23 108V111H22V113L20 114V117H19L20 119L18 118L20 121L18 122V124H19V125H17V126H18V127H17V128H18V131H17L16 133L20 132L21 135H23V136H28V135L33 134V132H32L33 129L31 128V120L29 119V116H28V115H29ZM50 112H51V113H50ZM52 112L54 113L53 109H52V110H49V111L47 112L48 114L45 115V117H44V121H43V124H42L44 128L41 127V128L43 129V130L41 129L42 132H41V133H37V134L35 133V135L33 136V139H32V140H33V142H34V143H33L34 146L36 147L35 150H40L41 148L44 149V150H45V149H48V148L51 146L50 142H56V141L58 140L57 138H58V135H59V134H58V135H54V131H53L54 123H57V122H55V121L52 120V117H53V119H54V117H56V116L52 115ZM100 112H98L99 114L96 115V116H99V115L101 116L102 113L100 114ZM110 112H108L107 114L109 115ZM121 112H122V111H121ZM141 112H139V115H140ZM188 112H189V111H188ZM220 112H221V110H220ZM234 112H235V111H234ZM234 112H233V113H234ZM73 113H74V112H73ZM104 113H103V116H104ZM122 113H123V112H122ZM143 113H142V114H143ZM146 113L144 114V116H145V115L147 116ZM181 113H182V116H183V113H184V112H182V110H181ZM189 113H190V112H189ZM194 113H195V111H194ZM197 113H198V112L196 111V114H197ZM76 114H77V113H75V116H76ZM87 114H88V113H87ZM105 114H106V113H105ZM117 114H119V112H118ZM117 114L114 113L113 116H111V117H114V115L116 116ZM165 114H164V115H165ZM170 114H172V111L170 112ZM170 114H169V115H170ZM179 114H180V113H179ZM229 114H230V113H229ZM67 115H68V114H67ZM88 115H89V114H88ZM126 115H127V114H126ZM139 115H138V114L136 115V116H138V117H136V118H138V120L140 119L141 121L144 122V120L147 119V120L149 121L148 118H146V119H141L142 117L140 118ZM225 115H226V114H225ZM71 116L74 117V114L71 115ZM81 116H82V115H80V117H79L80 119H82ZM96 116H95V117H96ZM103 116H101V118H102ZM121 116H122V114H121ZM144 116H143V117H144ZM161 116H162V115H161ZM228 116H229V115H228ZM82 117H83V116H82ZM105 117H106V116H105ZM109 117H110V116H109ZM111 117H110L109 119H111ZM125 117H128V116H125ZM125 117H124V119H125ZM163 117H164V116H163ZM176 117H177V116H176ZM176 117H175V118H176ZM180 117H181V116H180ZM1 118H2V119L0 120V123H1V126L3 125V127H2V130L0 129V131H3V130H5V129L7 130V127H6V126H8V125L10 124V123H9L10 116H8V119H7V118H4V117H1ZM106 118H107V117H106ZM106 118H105V119H106ZM117 118H118V115H117ZM144 118H145V117H144ZM167 118H165V119L167 120ZM178 118H179V116H178ZM190 118L195 119L196 116H195V118H194V116H193V117H190ZM69 119H70V118H69ZM71 119H72V118H71ZM80 119H79V120H80ZM96 119H97V120H96ZM96 119H95L94 121L97 122V121H99L100 118L96 117ZM102 119H104V118H102ZM115 119H116V118H115ZM118 119H119V118H118ZM128 119H129V118H128ZM130 119H132V118H130ZM159 119H160V118H159ZM161 119H164V118H161ZM165 119H164V121H165V122H168V120L166 121ZM172 119H173V118H172ZM7 120H8V121H7ZM55 120H56V119H55ZM75 120H76V119H75ZM85 120H86V121H85ZM111 120H112V119H111ZM122 120H123V119H122ZM122 120L119 119V120H118L119 123H120V121H122ZM140 120H139V122H141ZM147 120H146V121H147ZM184 120H185V119H184ZM184 120H179V119H178V120L175 119V120H173V121L171 120L172 123H170V125H171V124H174V122L177 121V124H178V125L181 124V123H183V124H181V126L179 125L180 128H182V127L184 126V123H185ZM70 121H71V120H70ZM76 121H77V120H76ZM84 121L87 122V124H85ZM84 121H83V119H82L81 123L83 122V124H85V126H86V125L88 126L89 124H92V122H91V123H90V122L88 123V121H90L88 118H87V119H84ZM146 121H145V122H146ZM157 121H158V120H157ZM160 121L163 122V120H159V122H160ZM178 121L181 122V123H179ZM72 122H73V121H72ZM72 122H70V123H72ZM99 122H101V119H100ZM99 122H97V123H99ZM105 122H106V124L108 123L107 121L104 120V124H105ZM111 122H112V121H111ZM143 122L140 123V127L143 126V124H144ZM150 122H151L150 124H153L152 121H150ZM153 122H154V125L151 126V127H154V126H155L154 128H155V130L157 131V127H158V126L156 127L157 122H155V121H153ZM169 122H170V121H169ZM196 122H197V119H196ZM8 123H9V124H8ZM70 123H69V124H70ZM97 123H96V124H97ZM102 123H103V121H102ZM102 123H101V124H98L99 127H100L101 129H102V127H101ZM155 123H156V124H155ZM187 123H188V122H187ZM11 124H12V123H11ZM11 124H10V125H11ZM72 124H73V123H72ZM104 124H103V125H104ZM114 124H115V123H114V120H113V127H114ZM141 124H142V125H141ZM150 124L147 123V126L150 125ZM168 124H169V123L161 124V126L163 125V126H162V128H163L164 125H166V126H169V128H170V125H168ZM188 124H190V125L193 124V125H194V123H190V122H189ZM217 124H218V123H217ZM5 125H6V126H5ZM55 125H57V124H55ZM92 125H94V124H92ZM92 125H89L90 128L93 127ZM103 125H102V126H103ZM108 125H109V123H108ZM111 125H112V124H111ZM119 125L121 126V125H124V124L121 122V124H119ZM158 125H159V124H158ZM182 125H183V126H182ZM81 126H82V124H81ZM83 126H84V125H83ZM87 126H86V128H88ZM94 126H97V125H94ZM115 126H117L116 129H118L119 126H118V123H117V122H116ZM161 126H160V128H161ZM179 126H178V128H179ZM188 126H189V125H188ZM194 126H195V125H194ZM5 127H6V128H5ZM69 127H71V125H70ZM69 127H68V129H70ZM99 127H95L94 130H95V129L98 130ZM105 127H106V126H105ZM105 127L103 126V129H104ZM111 127H112V126H111ZM113 127H112V128H113ZM124 127H125V126H124ZM124 127H123V128H124ZM140 127H139V128H140ZM184 127L187 128L186 123H185V126H184ZM191 127H192V126H191ZM191 127H190V128H191ZM195 127H197V126H195ZM9 128H10V127H9ZM83 128H85V127H83ZM83 128L81 127L82 132L84 131ZM90 128H89V130H90ZM123 128L121 127L120 129L123 130ZM126 128H127V127H126ZM126 128H125V129H126ZM142 128H149V129H150V127H146V124H144V127H142ZM142 128H141V129H142ZM158 128H159V127H158ZM162 128H161V130H164L165 128H166V129H169V128H167V127H164V129H162ZM185 128H184V130H185ZM190 128L188 127V129H190ZM199 128H200V127H197V129H199ZM81 129H80V130L78 129L79 132H81ZM92 129H93V128H92ZM101 129H100L99 131H101ZM113 129H114V128H113ZM182 129H183V128H182ZM182 129H181V130H182ZM201 129H202V128H201ZM201 129H199V130H201ZM85 130H86V129H85ZM87 130H88V129H87ZM89 130H88V134H90ZM96 130H95L94 133L92 132V134H90V135L93 136L95 139H94L93 137H91V139L93 138V139L91 140L90 137H89V140H91V141H93V140L99 141V140H97V138L94 136L97 132H99V131H96ZM105 130L107 131V127H106ZM122 130H121V131H122ZM150 130H152V129H150ZM155 130H154V131H155ZM191 130L194 132V128H191ZM91 131H92V130H91ZM106 131H105V134H104V135H106ZM118 131H119V130H118ZM164 131H165V130H164ZM166 131H168V130H166ZM182 131H183V130H182ZM185 131L187 132V129H186ZM3 132H4V131H3ZM10 132H11V131H10ZM36 132H37V131H36ZM38 132H39V130H38ZM84 132H85V131H84ZM102 132H103V130H102ZM115 132H117V130H116ZM123 132H124V130H123ZM159 132H160V131H159ZM171 132L173 133L174 130H173V131L171 130ZM180 132H181V131H179V133H180ZM193 132H192V133H193ZM195 132H197V131H195ZM195 132H194V134H195ZM4 133H5V132H4ZM65 133H66V132H65ZM65 133H64V134H65ZM85 133L87 134V132H85ZM157 133H158V132H157ZM167 133H169V132H167ZM167 133H166V134H167ZM192 133H191V136H192ZM9 134H11V133H9ZM88 134H87V136H88ZM98 134H99V133H98ZM100 134H101V136L104 137V135H102L101 132H100ZM107 134L109 135V133H107ZM110 134H112V133H110ZM113 134H114V132H113ZM116 134H117V136H118L120 133H119V134L116 133ZM161 134H163V133H159L158 136L161 135ZM2 135H4V134H2ZM66 135H67V134H66ZM108 135H107V136H108ZM121 135H122V134H121ZM121 135H120V137L118 136V137L120 138V139H118V141L120 140V143H121ZM164 135H165V133H164ZM164 135H162V137H163ZM18 136H19V135H18ZM55 136H57L56 139H55ZM62 136H63V135H62ZM77 136H78V137H77ZM77 136H76V137H77L78 140L75 141L74 143H72L73 141L71 142L72 145H70V148H69V150H68V154H67V156H66V159L64 158V161L62 162V167H61V169L59 168L60 173H59L58 179H59V178H62V179H63V177L67 176V172H66V171H69V170H70V169H69L70 164H71V165H74V167H75L77 170L79 169V171H81V170H82V171H87V173H88V170H90V172H91V169L93 170L92 167H93L95 164H96V165L100 164L99 161H98L97 163H93V162H95V161H93L95 158H94V159H91V160H87V159H89V158L85 159V157H83V155H82V148H83V142H84V139L86 138V137H85L86 135L84 136V133H83V137H85V138L83 139V142L80 140V138L82 139V135H80V134L78 135V134H77ZM96 136H97V135H96ZM101 136L98 135V136H97L98 139H100ZM114 136L116 137V135H113V136H112L113 139H114ZM158 136H157V137H158ZM174 136H175V135H174ZM1 137H3V136H1ZM4 137H5V136H4ZM9 137H10V136H9ZM20 137H21V136H20ZM20 137H19V139L21 140ZM99 137H100V138H99ZM110 137H111V135H110ZM118 137H117V138H118ZM122 137L125 138V134H124V136H122ZM157 137H156V139H157L156 141L159 140V141L157 142V144H160V139H158ZM12 138H13V137H12ZM16 138H17V137H16ZM26 138H29V137H26ZM107 138H109V136H108ZM117 138H115L116 141H117ZM165 138H166V136L164 137V139H165ZM10 139H11V138H10ZM17 139H18V138H17ZM17 139H16V140H17ZM101 139H103V138H101ZM113 139L111 138V142L114 141ZM164 139H163V140H164ZM0 140L3 141L4 139H1V138H0ZM28 140H30V139H28ZM32 140H30V141L32 142ZM89 140H88V141H89ZM103 140H106V139L104 138ZM107 140H108V139H107ZM112 140H113V141H112ZM122 140H123V139H122ZM124 140H125V139H124ZM194 140H195V139H194ZM196 140H197V139H196ZM62 141H63V140H62ZM91 141H89L90 146H91V143H90ZM108 141H109V140H108ZM118 141L115 142V143H116V144H117V143L119 144ZM19 142H20V141H19ZM31 142H30V143H31ZM86 142H87V141H86ZM101 142H102V140H101ZM101 142H99L100 145H101ZM105 142H106V141H105ZM125 142H126V140H125ZM213 142H215V143L217 142V143H218V140H215V141H213ZM1 143H2V142H1ZM106 143H108V142H106ZM109 143H110V142H109ZM161 143H162V142H161ZM164 143L166 144V140H165ZM217 143H216V146H217ZM5 144H6V143H5ZM8 144H9V143H8ZM21 144H22V143H21ZM89 144L87 143L88 146H89ZM92 144H93V142H92ZM116 144H115V145H116ZM125 144H126V143H125ZM157 144H156V146H158ZM167 144H169V143H167ZM167 144H166V145H167ZM218 144H219V143H218ZM31 145H32V144H31ZM84 145H86V144H84ZM94 145L97 146L95 142H94ZM102 145L105 146V145H104V142L102 143ZM110 145H112V143H111ZM120 145H122V143H121ZM188 145H189V144H188ZM88 146H86V147H88ZM107 146H108V144H107ZM112 146H113V145H112ZM125 146H126V145H125ZM161 146H162V145L160 144V147H161ZM163 146H164V144H163ZM176 146H177V145H176ZM208 146H209V145H208ZM214 146H215V145H213V147H214ZM18 147H19V149H18V153H17L18 155H17V156H18V157L20 158V160H21L20 163H21V164H24V163H22V162H24L25 157L28 155V152H27V151H28V147H26V145H25L24 143H23L22 145H19ZM52 147H53V146H52ZM58 147H59V146H58ZM100 147H101V146H100ZM100 147L98 146V149H99ZM113 147H115V146H113ZM117 147H119V146L117 145ZM120 147H121V146H120ZM140 147H141V146H140ZM140 147H138V148H140ZM166 147H167V146H166ZM217 147H218V146H217ZM53 148H55V147H53ZM90 148H93V146L90 147ZM90 148H87V149L90 150ZM104 148H105V147H104ZM104 148H103L102 152L105 150ZM110 148H112V147H110ZM115 148H116V147H115ZM123 148H124V147H123V145H122L121 149H123ZM127 148H128V144H127ZM127 148L124 149L126 154H127V153H128V154L133 153L132 150H135V149H136V148H133V149L131 150L132 152H130V151H127V152H126ZM138 148H137V149H138ZM141 148H142V147H141ZM156 148H157V147H156ZM156 148H155V149H156ZM163 148H164V147H163ZM170 148H171V147H170ZM85 149H86V148H85ZM98 149L95 148L94 150H97V151H98ZM112 149H113V148H112ZM143 149H145V148H143ZM160 149H161V148H160ZM167 149H168V148H167ZM215 149H216V147H215ZM33 150H34V149H33ZM53 150H54V149H53ZM91 150H92V149H91ZM91 150H90V152H89V151H88V152L91 153V152H92ZM94 150H93V152H94ZM107 150L111 152V149H110V150H109V149H106V152H108ZM114 150H115V149H114ZM114 150H113V151H114ZM116 150H117V148H116ZM118 150H119V149H118ZM129 150H130V148H129ZM158 150H159V149L157 148V152H156V153H158L157 156H158V157L161 156L160 158H162V157L164 156V155H162V154H165V153H162V154H161V152L159 151L160 154H161V155H160L159 152H158ZM161 150H163V149H161ZM190 150H191V149H190ZM56 151H57V150H56ZM97 151H96V152H97ZM99 151H100V149H99ZM99 151H98L97 153H94L95 155L97 154V155H96V158H98L97 156L99 155ZM113 151H112V153H113ZM119 151H121V150H119ZM139 151H140V149L138 150V153H139ZM146 151H147V150L145 149L144 151H141V152H145V153H146ZM164 151H166V150L164 149ZM164 151H162V152H164ZM174 151H175V150H174ZM208 151H209V150H207V152H208ZM93 152H92V153H93ZM102 152H100L101 155H102ZM106 152H105V154H106ZM110 152H109L108 154H110ZM121 152H122V151H121ZM121 152H117V153H121ZM136 152H137V151H136ZM166 152H167V151H166ZM170 152H171V151H170ZM170 152H169V153H170ZM190 152H192V151H190ZM125 153H124V155H126ZM134 153H135V152H134ZM134 153H133L132 155H136V156H137V153H135V154H134ZM154 153H155V151H154ZM172 153H173V152H172ZM193 153H194V152H193ZM128 154H127V155H128ZM146 154H148V153H146ZM146 154H145V155H146ZM175 154H176V153H175ZM195 154H196V153H195ZM89 155H90V154H89ZM111 155H112V154H111ZM113 155H114V154H113ZM113 155H112V156H113ZM115 155H116V153H115ZM115 155H114V156H115ZM119 155H121V154H119ZM119 155H118V156H119ZM124 155H122V159H123ZM132 155H131V156H132ZM139 155H141V154H139ZM139 155H138V156H139ZM145 155H144V156L141 155V159H142V157L145 158ZM28 156H29V155H28ZM84 156H85V154H84ZM90 156H91V155H90ZM90 156H89V157H90ZM108 156H109V155L106 154L103 158L107 159ZM118 156H116V157H118ZM147 156H151V157H150L151 159H150V161L145 159L148 163H147V162H142V163H144V165H145V163H147V164L151 163L152 160H153V161L155 160V162H156V160H157L158 164H157V162H156V164H157L158 166H160L161 163L163 164V163H165V161H167V162L169 161V159H168V160H165L166 158H170V157H166V156H164V157H166L165 159H164V157H163L161 161H158V159H160V158L157 157L158 159H152V158L154 157V155H153L152 153H151V155H150V152H149V155H147ZM155 156H156V154H155ZM167 156H172V155H171V153H170V155L168 154ZM178 156H179V155H178ZM182 156H183V155H182ZM203 156H205V155H203ZM203 156H201V157H203ZM93 157H94V156H91V158H93ZM99 157L101 158L100 155H99ZM126 157H127V156H126ZM133 157H134V159H135L136 162L140 161V162H138V163H140V164H141V161H145V160H141V159L137 161V159L135 158V156H133ZM133 157H132V158H133ZM179 157L181 158V156H179ZM19 158H18V159H19ZM27 158H28V157H27ZM112 158H113V157H112ZM112 158H111V159H112ZM127 158H128V157H127ZM132 158H131V162H129V163L135 162ZM137 158H138V157H137ZM139 158H140V156H139ZM144 158H143V159H144ZM146 158H149V157H146ZM155 158H156V157H155ZM175 158L179 159L178 157H175ZM191 158H192V157H191ZM191 158H190V159H191ZM197 158H198V157H197ZM108 159H109V158H108ZM111 159H110V160H111ZM117 159H118V158H117ZM122 159H119V161H121ZM163 159L165 160L164 162H162ZM171 159H172V158H171ZM187 159H189V158H186V159H185V158H182V160H184V161H185V160L187 161ZM198 159H199V158H198ZM200 159H204V160H205L204 157H203V158H200ZM95 160H96V159H95ZM124 160H125V159H124ZM126 160H127V162L130 161L129 159H126ZM174 160H175V159H174ZM182 160H181V162H183ZM100 161H101V160H100ZM115 161H116V160H115ZM119 161H118V162H119ZM201 161H202V160H201ZM45 162H46V161H45ZM49 162H50V161H49ZM55 162H56V161H55ZM107 162H109V161L107 160ZM112 162H113V161H112ZM112 162H110V163H112ZM121 162H122V161H121ZM121 162H120V163H121ZM127 162L124 163V161H123V163H124L125 165H126ZM159 162H160V163H159ZM167 162L165 163L166 166H168V165H167V164H168ZM170 162H173V163H174V161H170ZM179 162H180V161H179ZM196 162H198V161L196 160ZM203 162H204V161H203ZM103 163H104V161L102 160V164H103ZM115 163H116V162H115ZM123 163H122V164H123ZM152 163L154 164V162H152ZM177 163H178V162H177ZM177 163H176V164H177ZM210 163H211V162H210ZM54 164H56V163H54ZM93 164H94V165H93ZM102 164H101V165H102ZM107 164H109V163H107ZM165 164H164V165H165ZM169 164H170V163H169ZM44 165H45V164H44ZM49 165H51V163H50ZM105 165H106V163H105ZM118 165H119V164H117V166H118ZM125 165H123V168H124ZM127 165H128V164H127ZM131 165H132V164H131ZM151 165H152V164H150V166H151ZM164 165H162V166H164ZM170 165H171V164H170ZM177 165H178V166H175V168L177 167L176 169L179 168V164H177ZM98 166H100V165H98ZM106 166H107V165H106ZM114 166H116V165H114ZM119 166H121V165H119ZM152 166H153V165H152ZM162 166H160V167H162ZM48 167H49V166H48ZM96 167H97V166H96ZM109 167H110V166H109ZM125 167H129V170L132 168V167H130V165H129V166H125ZM147 167H148V166H147ZM154 167H155V166H154ZM171 167H173V166H171ZM81 168H82V169H81ZM97 168H98V167H97ZM97 168H96V169H97ZM103 168H104V167H103ZM123 168H120V171H121V169H122V171H125L124 169H128V168H124V169H123ZM155 168H156V170H157V167H155ZM155 168H153V169H155ZM173 168H174V167H173ZM96 169H95V171H96ZM114 169H116V167H114ZM117 169H118V167H117ZM159 169H161V168H159ZM176 169H174L173 171H175ZM104 170H107L106 167H105ZM104 170H103V171H104ZM131 170H132V169H131ZM131 170H130V171L126 170V173L129 172V173H127V174H129L130 176L133 174V173L130 174V172H132ZM170 170H171V169H170ZM170 170H168V173H169V174L171 173ZM93 171H94V170H93ZM100 171H101V170H100ZM107 171H108V170H107ZM112 171H113V170H112ZM115 171H116V170H115ZM120 171L118 172V170H117V172H115V173H122V175H115V176H111V177H109V176H108L109 173H108L107 176H108L109 178H107V176L105 175V174H106V171H104L105 173H104L103 175L106 176L105 179H104V178H99L98 176L95 175V176L97 177V179H98V182H99L98 185H100V187H98V188H102L101 186H103V189H104L105 187L110 188V189L113 191V193H119V194H120L119 196H121L122 193H124V194L127 193V195L125 194L126 196H128L130 193H133V194H134V193H147L148 190L144 189V186H142V184H143V185L146 184L145 186L148 187V186L151 185L149 182H148V183H149V185H148V183H145V182L143 183V181L140 180L141 183H142V184L140 183V184H141V187H140L139 182H137V181H139V180L136 181V178H132V180H129V177H130V176L127 175V174H123L124 172H122V171L120 172ZM164 171H165V170H164ZM90 172H89V173H90ZM145 172H147V171H145ZM149 172H150V170L148 169V174H147V176H148V175H151V173L153 172V170H151V173H149ZM160 172H161V171H160ZM78 173H79V172H78ZM92 173L95 174V172H92ZM100 173H101V172H100ZM153 173H154V172H153ZM157 173H158V176H159L160 174L163 175V174H162L163 172H161V173L157 172ZM93 174L90 173V174H88V175H90V177H93V176H91V175H93ZM100 175H101V176H100ZM100 175H99L100 177H104V176H102V174H100ZM95 176H94V177H95ZM155 176H156V174H155ZM155 176H154V177L151 176V177L153 178V181L156 180ZM158 176H156V177H157V180H158V178L161 177V176H159V177H158ZM96 177H95V178H96ZM133 177H134V174H133ZM151 177H150V178H151ZM55 178H56V177H55ZM152 178H151V179H152ZM164 178H165V177H164ZM164 178H163V179H164ZM223 178H224V177H223ZM51 179H52V178H51ZM134 179H135V180H134ZM154 179H155V180H154ZM225 179H226V178H225ZM86 180H87V179H86ZM160 180H162V179H160ZM53 181H55V179H54ZM62 181H63V180H62ZM131 181H133V182L135 181L137 184H135V182H134V184H132L133 182L131 183ZM148 181H149V180H148ZM164 181H165V180H164ZM207 181H208V180H207ZM219 181H220V179L218 180V182H219ZM88 182H89V181H88ZM159 182H160V181H159ZM216 182H217V181H216ZM216 182H214V183H216ZM218 182H217V183H218ZM221 182H222V180H221ZM223 182H224V180H223ZM54 183H56V181H55ZM162 184H163V182H162ZM137 185H138V186H137ZM154 185H156V184H153L152 186H154ZM213 185H215V184H213ZM218 185H220V184L218 183ZM221 185H222V184H221ZM40 186H41V185H40ZM52 186H53V185H52ZM215 186H216V185H215ZM60 187H61V186L59 185V191H60ZM142 187H143V188H142ZM147 187H146V188H147ZM213 187H214V186H213ZM35 188H36V187H35ZM148 188H149V187H148ZM166 188H167V187H166ZM170 188H171V186H170ZM207 188H208V187H207ZM207 188H206V189H207ZM223 188H224V187H223ZM248 188H249V187H248ZM248 188L245 189V190L248 191ZM150 189H151V186H150ZM168 189H169V188H168ZM213 189H215V188H213ZM36 190H37V189H36ZM36 190H35V191H36ZM160 190H161V189H160ZM170 190H171V189H169V191H170ZM207 190H209V189H207ZM33 191H34V190H33ZM38 191H39V190H38ZM165 191H166V189H165ZM202 191H203V190H202ZM204 191H205V190H204ZM204 191H203L202 194L207 193L206 191H205V192H204ZM215 191H216V189H215ZM218 191H219V190H218ZM220 191H221V190H220ZM166 192H167V191H166ZM210 192H211V191H210ZM216 192H217V191H216ZM216 192H215V194H216ZM32 193H33V192H32ZM55 193L60 194V192L58 193V188L55 189V188H53V187L50 186V187L46 188V189H45L40 195L38 194V195H39L38 197H36L35 199L32 198L34 201L32 202V204L30 203L31 206L29 207V211L27 210L28 213L25 214L26 217H25V215H24V219L21 220V221L19 222V224H18V226H17V229H16V233H15V235H13L14 237H12L13 240H14V241H13V244L10 243V244H12V246H13L12 248H15L14 245H17V244H18V242L16 241L18 238H21V240H22V238H23V236H24L22 233H25V232H26V231L22 230L23 228H25V227H30V228H32L31 226H35L36 223L38 224V223H39L40 221H42V220H44V221H43L44 223H43V222H40L41 225H39V227L41 228L43 225H45V222L47 221V220L43 219V217L45 216V209H46V207L49 206L51 199H52L51 202L54 201V200H53V199H54L53 197L55 196V195H54ZM128 193H129V194H128ZM148 193H149V192H148ZM238 193H239V192H238ZM243 193H244V192H243ZM245 193H246V191H245ZM57 194H56V195H57ZM124 194H123V196H124ZM202 194H201V195H202ZM211 194H212V193H211ZM218 194H219V192H218ZM33 195H34V194H33ZM131 195H132V194H131ZM162 195H163V194H162ZM206 195H207V194H205V195H203V196H206ZM24 196H25V195H24ZM34 196H35V195H34ZM203 196H200V198H201V197L203 198ZM26 197H27V196H26ZM30 197H31V196H30ZM32 197H33V196H32ZM56 197H57V196H56ZM56 197H55V199H56L55 203L57 202V198H56ZM58 197H59V195H58ZM124 197H125V196H124ZM27 198H28V197H27ZM202 198H201L199 201L196 200V204H197V205H198V202L201 204V200H202ZM204 198H205V197H204ZM213 198H214V197H213ZM24 199H25V198H24ZM24 199L22 200L21 203H23V201H25ZM32 199H31V200H32ZM141 199H142V198H141ZM187 199H193V198H187ZM207 199H208V198H207ZM26 200H27V199H26ZM28 200H30V199H28ZM28 200H27V202H28ZM212 200H213V199H212ZM143 201H144V200H143ZM188 201H189V200H188ZM192 201H194V200H192ZM197 201H198V202H197ZM29 202H30V201H29ZM29 202H28V203H29ZM186 202H187V201H186ZM189 202H191V201H189ZM204 202H205L204 204H206V201H205V200H204ZM21 203H20V204H21ZM194 203H195V202H194ZM207 203H208V201H207ZM210 203H211V201H210ZM229 203H230V202H229ZM1 204H2V202H1ZM176 204H177V203H176ZM187 204H189V203H186V206H187ZM21 205H22V204H21ZM51 205H54V207H55V204H51ZM0 206H1V205H0ZM5 206H6V205H5ZM22 206H23V205H22ZM26 206H27V205H26ZM186 206L184 205V207H185V210H184V211H187V210L189 209V208H187ZM190 206H191V205H190ZM200 206H201V205H200ZM204 206H206V205H204ZM52 207H53V206H52ZM202 207H203V204H202ZM21 208H22V207H21ZM23 208H25V207H23ZM186 208H187V209H186ZM8 209H9V208H8ZM195 209H196V208H195ZM202 209H203V208H202ZM204 210L206 211V208H204ZM9 211H10V210H9ZM21 211H22V210H21ZM172 211H174V210L172 209ZM188 211H189V210H188ZM188 211H187V212H188ZM202 211H203V210H202ZM211 211L213 212V210H211ZM211 211H209V212L211 213ZM187 212H186V213H187ZM214 212H215V211H214ZM111 213L113 214L114 212H111ZM184 213H185V212H184ZM205 213H206V212H205ZM8 214H9V213L7 212V208H5V207H3V206L0 207V232H1V233H0V236H1V238H4V239H6V236H7V234H8L6 231L8 230L9 234H10V232H11V231H9V229H10V221H9L10 219H9V217H10V216H8ZM46 214H47V213H46ZM49 214H50V213H49ZM53 214H55V213L53 212ZM108 214H109V213H108ZM207 214H208V213H207ZM205 215H206V214H205ZM107 216H108V215H107ZM107 216H106V219H109V218H107ZM113 216H114V215H113ZM127 216H128V215H127ZM127 216H125V217H127ZM166 216H167V215H166ZM192 216H193V215H192ZM238 216H239V214H238ZM45 217H46V216H45ZM102 217H103V216H102ZM104 217H105V216H104ZM110 218H111V217H110ZM114 218H115V216H114ZM128 218H129V217H128ZM46 219H47V218H46ZM129 219H130V218H129ZM129 219H128V221H129ZM125 220H126V218H125ZM192 220H194V219L192 218ZM203 220H204V219H203ZM107 221H108V220H107ZM107 221H105V222H107ZM113 221H115V220H113ZM126 221H127V220H126ZM128 221H127V222H128ZM132 221H133V219H132ZM132 221H129V222H128V223H131L130 226L132 225ZM162 221H163V220H162ZM206 221H207V222H208V221H211V222H212V220H211L210 218H209L208 220H206ZM206 221H205V222H206ZM56 222H57V221H56ZM63 222H64V221H63ZM108 222H110V221H108ZM108 222H107V224H108ZM203 222H204V221H203ZM203 222H202V223H203ZM205 222H204V224H205ZM40 223H39V224H40ZM133 223H134V221H133ZM42 224H43V225H42ZM109 224H111V222H110ZM115 224H116V223H115ZM193 224H194L195 227H196L195 222H194ZM209 224H211V223L209 222L208 225H209ZM214 224H215V223H214ZM217 224H218V223H217ZM59 225H61V224H59ZM111 225H112L113 229H115V228H114L115 226H114L113 224H111ZM201 225H202V224H201ZM201 225H199V226L201 227ZM208 225H207V226H208ZM219 225H220V224H219ZM11 226H12V225H11ZM105 226H109V225H105ZM203 226H204V225H203ZM205 226H206V225H205ZM205 226H204V227H205ZM212 226H213V225H212ZM228 226H229V225H228ZM230 226H231V225H230ZM56 227H57V226H56ZM60 227H61V226H60ZM60 227H59V228H60ZM109 227H110V226H109ZM208 227H209V226H208ZM223 227H224V224H223ZM226 227H227V226H225V228H226ZM11 228H12V227H11ZM34 228H35V227H33V229H34ZM37 228H38V227H37ZM198 228H199V227H198ZM231 228H232V226H231ZM61 229H62V228H61ZM110 229H111V227H110ZM194 229H195V228H194ZM199 229H200V228H199ZM210 229H212V227H211ZM210 229H209V230H210ZM227 229H228V227H227ZM115 230H116V229H115ZM115 230H114V231H115ZM192 230H193V229H192ZM213 230H218V228H217V229L214 228ZM222 230H223V229H222ZM23 231H24V232H23ZM112 231H113V230H112ZM194 231H196V230H194ZM207 231H208V230H207ZM207 231H206V232H207ZM227 231H228V233H229V230H227ZM27 232H28V231H27ZM192 232H193V231H192ZM212 232H213V231H212ZM217 232H218V231H217ZM217 232H216V233H217ZM221 232L224 233V231H221ZM221 232H220V233H221ZM111 233H112V232H111ZM208 233H209V232H208ZM208 233H207V234L205 233L206 236L208 235ZM9 234H8V235H9ZM114 234H115V233H114ZM195 234H196V233H195ZM213 234H214V233H213ZM218 234H219V233H218ZM230 234H231V232H230ZM236 234H237V233H236ZM236 234H235V235H236ZM22 235H23V236H22ZM116 235H117V234H116ZM215 235H216V234H215ZM220 235H221L222 238H225V237H226V236L223 237L224 234H220ZM225 235H227V233H226ZM52 236H53V235H52ZM59 236H61V235H59ZM204 236H205V235H203V239H205ZM228 236H230V235H228ZM10 237H11V236H10ZM10 237H9V238H10ZM54 237H55V236H54ZM57 237H58V235H57ZM216 237H217V236H216ZM219 237H220V236H219ZM232 237H233V236H231V238H230V237H229V238L232 239ZM62 238H63V237H62ZM182 238H183V237H182ZM201 238H202V237H200V238H198V239L201 240ZM209 238H210V237H209ZM217 238H218V237H217ZM222 238L217 239L216 242L219 241V240H221ZM229 238L227 237L228 240H229ZM234 238H235V237H234ZM6 240H7V239H6ZM6 240H5V241H6ZM228 240H227L228 243H227V244H222V246H223V245H224V246H225V245L228 246V244H229V241H228ZM8 241H9V240H8ZM19 241H20V240H19ZM190 241H191V240H190ZM210 241H211V240H210ZM210 241H209V242H210ZM222 241H223V239H222ZM222 241H220V242H222ZM231 241H232V240H230V242H231ZM20 242H21V241H20ZM20 242H19V244H20ZM81 242H83V241H81ZM192 242H193V241H192ZM220 242H217V243H220ZM224 242H226V240H224ZM84 243H85V242H84ZM201 243H202V242H201ZM236 243H237V241H236ZM43 244H44V243H43ZM180 244H182V242H181ZM191 244H192V243H191ZM212 244H214V243H212ZM231 244H232V242H231ZM45 245H46V246H45ZM45 245H43V247H42L39 251L34 250V249H32V248L29 249L28 252H27V253H28V254H27V257H28V258H25V259H27V262H26L25 264H65V262H64V260H63L62 258H61V259L59 258V260L57 259V261H55V260L52 258V254H51V251H52V249H53L52 244H51V246H50V244H45ZM95 245H96V244H95ZM193 245H195V244H193ZM60 246H61V244H60ZM84 246H85V245H84ZM198 246H200V245H198ZM201 246H202V245H201ZM206 246H207V245H206ZM219 246L221 247V245H219ZM219 246H218V248H219V250H220V247H219ZM224 246H223V247H224ZM227 246H226V247H227ZM229 246H231V245H229ZM81 247H83V246H81ZM223 247H222L221 249H223ZM232 247H233V245H232ZM232 247H231L230 249H232ZM92 248H93V247H92ZM227 248H228V247H227ZM227 248H226L224 251H229V250H230V249H227ZM15 249H17V247H16ZM82 249H83V248H82ZM206 249H208V248H206ZM209 249H210V250H207V251H209V252L211 251V254H213L214 250H211V248H209ZM92 250H93V249H92ZM183 250H184V249H183ZM185 250H186V249H185ZM7 251H8V248H7ZM7 251H6V252H7ZM41 251H43V252H41ZM44 251H45V252H44ZM212 251H213V252H212ZM222 251H223V250H222ZM224 251H223V252H224ZM70 252H71V251H70ZM81 252H83V251H81ZM85 252H86V251H85ZM96 252H97V251H96ZM182 252H184V251H182ZM232 252H233V251H232ZM16 253H17V255L19 254L18 251H17ZM191 253H192V251H191ZM217 253H218V251L216 252V250H215L214 255L216 254L217 256H219V254H217ZM6 254H7V253H6ZM10 254H11V253H10ZM14 254H15V252H14ZM38 254H41V256L38 255ZM43 254H45V255H43ZM71 254H72V253H71ZM87 254H88V253H87ZM96 254H97V253H96ZM220 254H222V253H220ZM230 254H232L231 251H230ZM11 255H12V254H11ZM15 255H16V254H15ZM20 255H21V254H19V256H20ZM216 255H215V257H217ZM224 255H225V254H224ZM226 255H227V252H226ZM232 255H233V254H232ZM232 255H231V256L228 255V257L231 258ZM92 256H95V255L93 254ZM219 257H220V256H219ZM228 257H227V258H228ZM0 258H2V256H1ZM14 258H15V257H14ZM21 258H22V257H21ZM207 258H208V257H207ZM220 258H221V257H220ZM220 258H219V259H220ZM222 258H223V257H222ZM222 258H221V259H222ZM227 258H223V259H225V260H223V264H230L229 261H231V260H233L234 262H235V261L237 262V260H234L235 258H234V259H231V260H229V259H227ZM18 259H19V258H18ZM209 259H210V258H209ZM209 259H207L208 262L211 261V260H209ZM221 259H220V260H221ZM5 260H6V259H5ZM7 260H8V259H7ZM11 260H12V259H11ZM16 260H17V259H16ZM21 260H22V259H21ZM207 260H206V258H205V261H207ZM212 260H213V259H212ZM214 260H216V259L214 258ZM214 260H213V261H214ZM217 260H218V258H217ZM220 260H219V262H220ZM8 261H9V260H8ZM13 261H14V260H13ZM67 261H68V260H67ZM205 261H203V262L205 263ZM233 261H231V264H232ZM3 262H4V260H3ZM6 262H7V261H6ZM6 262H5V264H8V263H6ZM208 262H207V263H208ZM211 262H212V261H211ZM236 262H235V263H236ZM10 263H11V261H10ZM204 263H203V264H204ZM207 263H205V264H207ZM213 263H214V262H213ZM213 263H212V264H213ZM235 263H234V264H235ZM11 264H14V263H11ZM15 264H16V262H15ZM201 264H202V263H201ZM210 264H211V263H210ZM214 264H215V263H214Z\"/></svg>","mask_w":264,"mask_h":264}]
</instances>
